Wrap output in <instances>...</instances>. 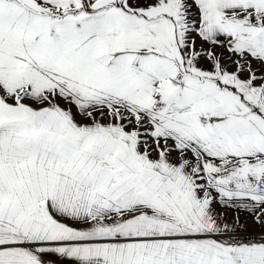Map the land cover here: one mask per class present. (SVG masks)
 Returning <instances> with one entry per match:
<instances>
[{
  "label": "snow or ice",
  "instance_id": "snow-or-ice-1",
  "mask_svg": "<svg viewBox=\"0 0 264 264\" xmlns=\"http://www.w3.org/2000/svg\"><path fill=\"white\" fill-rule=\"evenodd\" d=\"M0 264H264V0H0Z\"/></svg>",
  "mask_w": 264,
  "mask_h": 264
}]
</instances>
